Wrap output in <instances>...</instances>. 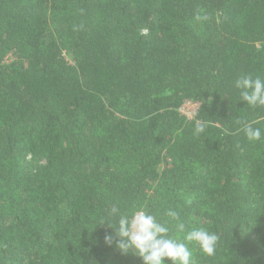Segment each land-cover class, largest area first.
Masks as SVG:
<instances>
[{
  "label": "trees",
  "instance_id": "1",
  "mask_svg": "<svg viewBox=\"0 0 264 264\" xmlns=\"http://www.w3.org/2000/svg\"><path fill=\"white\" fill-rule=\"evenodd\" d=\"M245 75L264 78V0H0V264H142L104 242L113 204L218 234L194 264H264Z\"/></svg>",
  "mask_w": 264,
  "mask_h": 264
},
{
  "label": "clouds",
  "instance_id": "2",
  "mask_svg": "<svg viewBox=\"0 0 264 264\" xmlns=\"http://www.w3.org/2000/svg\"><path fill=\"white\" fill-rule=\"evenodd\" d=\"M234 87L239 90L240 100L249 107H264V78L245 75L234 82ZM195 117L196 113L192 114ZM205 125L199 120L195 123V133L204 132ZM250 142L260 141L264 138V130L254 127L253 123H246L241 129ZM166 215L174 223L177 233H182L180 238L170 234V226L160 222L144 207H139L130 214L122 212L117 204H113L107 219L97 225H106L113 230V234L104 236L105 244L115 246L122 254L132 253L142 260V264H194L193 248L198 246L208 256L215 254L219 236L204 228L191 227L186 229L183 222L174 210H168ZM115 220L113 226H109Z\"/></svg>",
  "mask_w": 264,
  "mask_h": 264
},
{
  "label": "built area",
  "instance_id": "3",
  "mask_svg": "<svg viewBox=\"0 0 264 264\" xmlns=\"http://www.w3.org/2000/svg\"><path fill=\"white\" fill-rule=\"evenodd\" d=\"M198 102L186 100L179 108V111L182 115L186 117V119H192L193 113L196 112V109L198 108ZM192 108V109H191ZM191 109V110H190Z\"/></svg>",
  "mask_w": 264,
  "mask_h": 264
},
{
  "label": "rangeland",
  "instance_id": "4",
  "mask_svg": "<svg viewBox=\"0 0 264 264\" xmlns=\"http://www.w3.org/2000/svg\"><path fill=\"white\" fill-rule=\"evenodd\" d=\"M191 109H192V108H191ZM191 109H190V110H191Z\"/></svg>",
  "mask_w": 264,
  "mask_h": 264
}]
</instances>
